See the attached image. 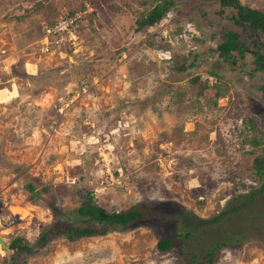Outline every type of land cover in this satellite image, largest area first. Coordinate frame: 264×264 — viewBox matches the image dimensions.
I'll return each mask as SVG.
<instances>
[{"label": "rangeland", "instance_id": "1", "mask_svg": "<svg viewBox=\"0 0 264 264\" xmlns=\"http://www.w3.org/2000/svg\"><path fill=\"white\" fill-rule=\"evenodd\" d=\"M90 1L0 0V264H190L230 227L242 229L243 214H228L163 252L159 240L185 228L179 215L75 241L51 233L38 244L58 219L49 202L70 210L88 191L108 211L176 202L203 219L255 191L244 208L258 211L250 227L244 221L247 236L215 264H264V191L252 175L264 144L243 143L264 132V74L250 53L231 66L213 51L234 26L217 3L196 0L140 30L151 0H95L77 54L65 40L44 50L43 27ZM241 1L264 9V0ZM212 70L224 92L217 106L176 103V89ZM30 182L50 190L36 197ZM17 236L33 254L12 246Z\"/></svg>", "mask_w": 264, "mask_h": 264}, {"label": "trees", "instance_id": "2", "mask_svg": "<svg viewBox=\"0 0 264 264\" xmlns=\"http://www.w3.org/2000/svg\"><path fill=\"white\" fill-rule=\"evenodd\" d=\"M196 0H151V5L147 11L140 16L137 20V29L146 30L150 26L161 22L168 12L174 8H179L180 5H186L187 3L195 2ZM204 4H216V14L220 17H227L232 23L234 28L226 30L223 34V40L220 41L213 51L217 52L226 63L234 65L239 59H245L247 54H251V63L253 65V71L256 73L264 74V9L252 7L249 4H244L241 0H197ZM92 5H96V1L92 0L88 2ZM142 3L147 6L150 4L148 0H143ZM86 3L82 4L78 8H72L66 12L65 17L74 16L78 10L85 9ZM96 7V6H95ZM227 11H230L228 14ZM207 12V11H206ZM204 15V13L202 11ZM94 15L95 12H91L87 15ZM51 19L47 26L53 23ZM84 19L78 20L74 27L78 33L85 28ZM45 25V26H46ZM45 26L43 27V34L45 33ZM213 49V48H211ZM72 50H70L71 52ZM194 60L197 59L198 55L195 54ZM192 62L188 66L184 63L179 65L182 70H188L196 64ZM217 77V73L212 70L207 74L194 75L189 80L188 87L184 90L182 88L176 89L173 92L175 101L179 105L186 102L192 103L194 106H200L204 101L206 105L217 106L218 101L223 97L224 92L222 86L219 84L218 77L215 82L212 81V77ZM206 89H214L215 94L212 97H206ZM264 91V84L261 86ZM246 119L244 118V123ZM253 130H257L255 122L250 126ZM244 135L245 132L243 130ZM243 143L251 144L254 148L264 144V132H255L251 136L245 137ZM252 175L254 180L260 181L261 187L258 192L264 191V154L257 155L253 165ZM29 190L36 197H41L42 193L48 192L49 187L44 186L42 189H36L33 183L27 184ZM243 194L240 196L242 197ZM239 197V196H237ZM246 199L240 202V204L233 208L222 210L219 215L214 218L203 219L197 215L179 211L180 205L176 202H162L157 206H144L135 205L129 209L121 211H108L105 207L101 206L92 191L87 192L86 199L80 203V205L73 209H63L55 204L54 201H50V206L57 215V221L48 228V231H44L42 234L41 241L38 244L46 243V237L49 234L64 235L69 240L75 241L86 236H100L107 234L111 231L132 227L140 223L146 222L151 218H157L160 220L171 218H177L179 215H185V228L178 230L172 237L162 238L158 242V248L163 251H169L173 247L174 241L177 237H183L185 240H192L193 237L198 235L201 228L208 224L221 222L222 219L226 218L228 214L239 213L243 214L242 229H235V225L229 228L227 234H223L222 240H216L214 244L204 247L202 255L193 254L189 259L190 264H215L219 251L224 246H234L235 244L242 243L247 236L246 230L243 228L244 221H247V226L252 225L250 220L256 219L255 213L257 214L256 208L251 206V210L246 211L244 208L250 206V203L255 200L256 192L251 191L247 194ZM178 210H175V209ZM172 209V210H171ZM245 215V216H244ZM64 217L66 221L60 220ZM236 218V217H235ZM227 222V221H225ZM225 226V224H224ZM235 233V234H233ZM12 246L21 252L33 254L35 251L34 246L23 243V237L17 236L12 242Z\"/></svg>", "mask_w": 264, "mask_h": 264}, {"label": "built area", "instance_id": "3", "mask_svg": "<svg viewBox=\"0 0 264 264\" xmlns=\"http://www.w3.org/2000/svg\"><path fill=\"white\" fill-rule=\"evenodd\" d=\"M94 11L92 4H87L85 9H80L78 12L71 17H64L61 20L56 21L50 26H45V47L44 50L49 51L52 47L56 48L60 42L64 41L66 46L75 50V54L81 45V39L79 33L76 31L74 25L78 20L84 19L87 21V15ZM55 35V36H54ZM54 36L53 42L50 38ZM50 40V43H49ZM51 45V47H50ZM71 49V50H72ZM123 57V56H122Z\"/></svg>", "mask_w": 264, "mask_h": 264}, {"label": "clouds", "instance_id": "4", "mask_svg": "<svg viewBox=\"0 0 264 264\" xmlns=\"http://www.w3.org/2000/svg\"><path fill=\"white\" fill-rule=\"evenodd\" d=\"M43 36H45V33L43 34ZM71 50V49H70ZM123 56V54H121V57Z\"/></svg>", "mask_w": 264, "mask_h": 264}]
</instances>
